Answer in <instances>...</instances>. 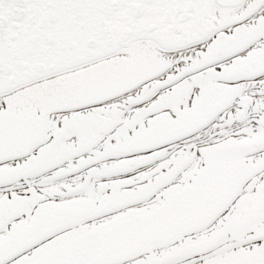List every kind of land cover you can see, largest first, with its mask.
<instances>
[{
  "label": "snow or ice",
  "instance_id": "snow-or-ice-1",
  "mask_svg": "<svg viewBox=\"0 0 264 264\" xmlns=\"http://www.w3.org/2000/svg\"><path fill=\"white\" fill-rule=\"evenodd\" d=\"M0 264H264V0H0Z\"/></svg>",
  "mask_w": 264,
  "mask_h": 264
}]
</instances>
